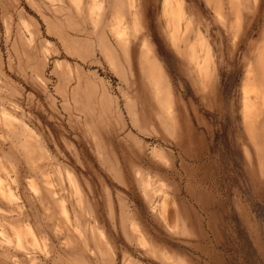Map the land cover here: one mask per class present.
Returning <instances> with one entry per match:
<instances>
[{
  "label": "rangeland",
  "instance_id": "374dc122",
  "mask_svg": "<svg viewBox=\"0 0 264 264\" xmlns=\"http://www.w3.org/2000/svg\"><path fill=\"white\" fill-rule=\"evenodd\" d=\"M0 264H264V0H0Z\"/></svg>",
  "mask_w": 264,
  "mask_h": 264
}]
</instances>
